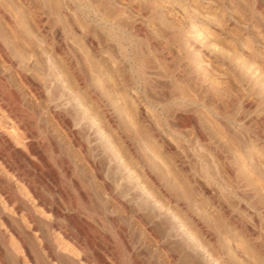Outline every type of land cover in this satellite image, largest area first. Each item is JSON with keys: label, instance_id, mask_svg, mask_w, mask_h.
I'll list each match as a JSON object with an SVG mask.
<instances>
[{"label": "rangeland", "instance_id": "374dc122", "mask_svg": "<svg viewBox=\"0 0 264 264\" xmlns=\"http://www.w3.org/2000/svg\"><path fill=\"white\" fill-rule=\"evenodd\" d=\"M61 1L67 12L69 5L73 7L72 21L78 30L93 31L85 72L91 93L101 97L108 114L114 116L118 134L105 123L96 103L70 82V71L62 69L69 51L83 56L78 38L56 51L37 29L31 4H39L49 14L52 0H25L23 6L17 0H0L20 20L23 37L34 45L17 49L1 18L0 40L22 59L38 84L46 80L48 87L51 78L60 84L77 110L71 118L73 127L87 125L80 137L99 176L73 146L69 150L76 165L71 176L50 161L57 178L47 182L60 205L58 227L67 234L76 233L67 219L82 214L91 229L81 236L97 239L93 249L105 264H264V0ZM81 7L99 9V14L82 16ZM45 122L53 130L55 143L68 145L62 132L50 120ZM0 129L14 131L1 108ZM9 138L13 146L28 153L19 136ZM122 141L133 143L138 162ZM46 155L52 158L49 152ZM0 174L11 181L16 193L30 198L2 160ZM77 179L84 182V189L77 188ZM100 180L110 184L119 203L106 197ZM62 194L71 195L75 206L66 205ZM3 198L0 195L5 214L17 229H26L27 223ZM36 210L38 221H45L47 216ZM113 219L124 228L126 244ZM38 225L44 238L55 242L63 264H82L80 243L71 245L46 231L42 223ZM28 245L32 260L16 239L0 232V264H50L39 239L30 238Z\"/></svg>", "mask_w": 264, "mask_h": 264}, {"label": "bare ground", "instance_id": "6f19581e", "mask_svg": "<svg viewBox=\"0 0 264 264\" xmlns=\"http://www.w3.org/2000/svg\"><path fill=\"white\" fill-rule=\"evenodd\" d=\"M17 2L21 6L26 4L25 0H17ZM52 2H53V10L49 14L43 13L42 9L39 7V4H37V3L31 4L30 12H31L32 18L36 22L37 29H38L39 33L42 36H44L45 42L47 43V45L50 48H52V50H56V51L61 50L62 48H66L69 45V43L73 41L74 37L78 38L77 42L79 43V46L81 47V53L83 56L81 58H79L76 55L77 53L75 54L73 51H69V54H68L69 59L63 61L64 65H63L62 69H66V70L70 71V74H71L70 75L71 76L70 82L75 84V86L79 90L82 91V93L84 94V96L86 98H88L89 100H92L96 103V106H97L98 110L100 111V113L102 114V116L105 120V123L107 125H109L111 128H113V130L116 132V134H118V129H117V126L115 125L114 116L108 114L104 100L101 97H98V95H96L95 93H91V90L89 87V78L85 72V66L87 63L86 57L89 53V50L90 51L93 50V45H94L93 41L90 38V33L93 31L90 32V28H88V27H84L82 30H78L74 26L73 21H72V15H71V11H73V7L71 5L68 6L69 12H67L64 8L65 4L63 5V2L61 0H52ZM72 5H74L73 2H72ZM107 5H109V4L107 3L106 6ZM85 8H82L80 10V14L82 16H84L86 14V12H89V13L93 12L94 15L99 14V9L98 10L97 9L85 10ZM112 10L115 13H121L122 14L121 11H119L115 8L114 9L112 8ZM0 18L5 22L8 30H10L12 32V35H13L16 43L18 44L16 46L17 49L22 48V45L23 46L27 45V46H31V47L34 45L33 40L25 39L23 37V30H22L21 25H20V20L15 19L11 13H9L7 10H5L4 5L1 2H0ZM33 27H35V25ZM147 38H149V37H147ZM101 39H99V40H101ZM149 39H151V38H149ZM74 45H75V43H74ZM100 45H102V44H100ZM60 53H61V51H60ZM63 54H66V53H63ZM76 70H79V73H77ZM28 73L29 72H27L26 69L24 68L22 59L14 56L9 51L7 44L3 40H0V108L4 114V117L12 123V127L14 128V131L11 130L10 132H5V133L2 132V130L0 129V160H2V163L5 165V167H8L10 169L14 178L19 180L26 187L27 193L30 195V198L32 199L31 200L30 198L23 197L20 194L16 193V191L13 188V184L11 183V181L7 180L6 178H4L0 174V195L3 196L4 197L3 199H5L6 202L12 206V210L15 211L16 215L19 216L20 218L24 219V221L27 223L26 229H22V230L17 229L16 224H15L16 222L14 220L10 219L7 216V214H5V207L1 206V204H0V221H1V224L3 226L2 230H0V232H2L4 235L5 234L10 235L14 239H16V241H17L18 245L20 246V249L22 250V252L25 254V256L28 259H31V260H32V257H31L30 251H29L28 240L30 238H32L34 240L39 239L40 240V247H42V249L44 250V252L46 254V258L49 261V263L50 264H63L60 256L58 255V249H55V247H54L55 242L53 240H51V241L46 240L44 238V236L42 234L43 231H42L41 227L38 225L40 222V223H42V227H44L46 229V231H48L49 233H52V234L53 233L57 234L63 240H65L67 243H70L71 245L76 244L75 242L80 243L83 246V251L80 252V254H81L80 260H81L82 264H105L104 261L102 260V258L94 250L95 248L93 249V245L96 244L97 239L94 237H91V236H88V237L81 236V234H85L91 229V225L84 220V218H83L84 216L82 214H78V215L76 214V215L67 219V224L71 225L76 230V233L67 234V233L63 232L58 227L59 221L57 222V220H58L60 205L54 197L55 191L53 190L51 185H49L47 182V178H50L53 181H56V178H57L55 170H53L51 168L53 165L51 166L50 161H53L55 163V167L57 165L65 174H67L69 176H71V173L74 172V170H75L74 168L76 165V157H75V155L71 154V151L69 150V146H73L74 148H76V150L79 152L82 160L84 161V164L86 166H89L90 168H92L95 175L99 176L98 169L96 167L95 162L91 159V157L89 156V153H87L88 146L83 141V138L80 137V135H81L80 133L87 127V125L84 122L79 128L72 126L71 118L73 117V113L77 112V110L74 107V105L71 103V101L69 100L67 95L64 94V92L60 89V84L57 81H55L54 78H51L50 80L47 79L48 80V82H47L48 87H46L47 86L46 80L41 79L42 80V82H40L41 84H38L34 79H32L33 76L30 77ZM36 74H37V72H36ZM12 75H14L15 78H13V79L10 78V77H12ZM34 77H36V76L34 75ZM39 79H40V77H39ZM112 82L116 86L119 84L116 79H113ZM78 119L80 120L79 117H78ZM41 120H42V123H44V124L40 123ZM45 120H50L58 128V130H60L62 132L63 136L68 140V145L59 146L58 144L55 143V140L53 137V130L51 131L48 128ZM95 123H97V122H95ZM73 124H75V123H73ZM103 129H104V127H103ZM86 130L87 129H85V131ZM18 131H20V133ZM12 134H16L17 136L20 137L21 143L23 144V146L25 147V149L27 150L28 153H23V151H21L18 147L12 145L11 140L9 138V136ZM85 139H86V136H85ZM122 143L126 147L125 150H127L129 155L132 156V159L134 161L138 162L139 157L134 153L133 143L126 142V141H122ZM96 144H98V143H96ZM96 144H95V146H96ZM47 152H49L51 157H52L50 160H49L48 156L46 155ZM100 165H101V163H100ZM77 166H78V164H77ZM97 166H98V164H97ZM41 168H45V170L47 172L45 173V172L41 171L40 170ZM137 168H139V167H137ZM108 169H109V167H108ZM108 169H106V170H108ZM37 170H39V172H37ZM58 175H59V173H58ZM107 175H108V173H107ZM110 175H111V173H110ZM116 177H118V176H116ZM146 177H150V174L148 172L146 173ZM67 178H64V179H67ZM107 178H109V176ZM100 181L102 182V184L105 188V191L107 192L106 197L111 198L114 201L118 202V199L114 195V192H113L110 184L106 181H103V180H100ZM74 183L78 189H84L85 188L84 182L80 179L75 180ZM162 191H163V189H162ZM44 193L51 196V199L46 198L43 195ZM98 194H99V192L97 193V196H98ZM130 194H131V192H130ZM99 196H101V195H99ZM74 197H76V196H74ZM119 197H120V194H119ZM60 198H61V200L65 201L66 205H70L72 207L75 206V200L71 195L62 194L60 196ZM100 199L101 198H99V200ZM0 203H1V201H0ZM85 203H87V202H85ZM85 203H83V204H85ZM106 203H108V202H106ZM80 205H82V204H80ZM94 206H95V208H97L96 202H95ZM104 206H106V205H104ZM84 207H85V205H84ZM122 207L126 208L123 203H122ZM36 208H39L42 211V213L47 216L45 221L44 220L38 221L39 219H37ZM85 209L87 210L88 207L87 208L85 207ZM106 209H107L106 211L109 210L108 206ZM132 209H134V208H132ZM68 210H71V209H68ZM97 210H96V212L98 214H100V213L102 214V212H98ZM88 211H91L90 208ZM110 211H112V210H110ZM83 212H87V211H83ZM107 214L109 215V213H106V216H107ZM111 217H112V212H111ZM108 218L109 217H107L106 219H108ZM143 218H145V217H143ZM113 221L115 223L117 222L115 219H113ZM122 221H124V220H122ZM156 224H157V222H156ZM116 226H117L120 238L122 239L123 243L126 244V235H125L124 228L117 225V223H116ZM129 227H131V226L129 225L128 228ZM157 228H158V226H157ZM44 233H45V231H44ZM137 233H138V230H137ZM137 233L135 230V233H133V236H134V234L136 235ZM181 236H183V235H181ZM134 237L136 238V236H134ZM104 238L106 239V237H104ZM133 238L130 237V239H133ZM137 239H139V238H137ZM142 239H143V237H142ZM161 239H162V237H161ZM130 242L132 243V241H130ZM133 242H135V241L133 240ZM98 243H97V245H98ZM161 243H162V241H161ZM169 244H170V242H169ZM131 246H132V244H131ZM146 248H148V247H145V249ZM149 248L151 249V247H149ZM6 249H7V247H6ZM147 251H149V250L147 249ZM150 251H152V250H150ZM145 253L147 255V252H145ZM145 253L143 255H145ZM136 254H139V253H136ZM133 255H135V254H133ZM138 258L141 259L140 256H138ZM146 258H147V256H146ZM154 258H155V256H154ZM144 259H143V261H144ZM140 261H142V260H140ZM140 263H142V262H140ZM156 263H158V262H156ZM142 264H145V262Z\"/></svg>", "mask_w": 264, "mask_h": 264}]
</instances>
